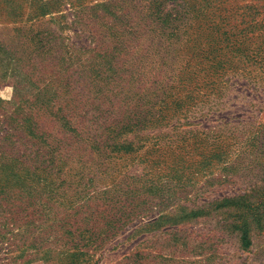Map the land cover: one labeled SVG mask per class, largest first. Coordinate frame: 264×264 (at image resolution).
Segmentation results:
<instances>
[{
    "label": "rangeland",
    "instance_id": "obj_1",
    "mask_svg": "<svg viewBox=\"0 0 264 264\" xmlns=\"http://www.w3.org/2000/svg\"><path fill=\"white\" fill-rule=\"evenodd\" d=\"M180 103L186 122L175 120ZM163 116L171 122L155 126ZM129 119L148 123L137 135L143 147L112 161L108 173L138 195L109 207L85 203L70 221L73 236H64L69 251L87 255L82 264H264V214L243 212L241 220L233 208L213 210L244 195L264 205V134L253 139L264 131V0H0L1 151L47 139L66 160L67 181L92 166L83 181L94 179L92 193L111 177L83 156L81 140L88 129L111 138L104 127ZM215 125L229 138L222 160L205 169L200 162L214 152L197 138ZM136 204L141 215L100 234ZM199 208L207 215L183 218ZM3 211L0 264H59L55 252L42 258L55 245L40 249L41 229L22 233L31 210H17L16 221Z\"/></svg>",
    "mask_w": 264,
    "mask_h": 264
},
{
    "label": "trees",
    "instance_id": "obj_2",
    "mask_svg": "<svg viewBox=\"0 0 264 264\" xmlns=\"http://www.w3.org/2000/svg\"><path fill=\"white\" fill-rule=\"evenodd\" d=\"M181 109V103L178 105L175 111L179 115L175 118L176 121L180 120V116L183 115ZM135 119H139L135 117ZM185 122L187 117L183 115L182 117ZM29 121V119H27ZM132 119H129L126 123H123L120 127L114 125H108L104 127L106 131H109L112 136L111 138L99 139L101 133L98 129L93 134L90 129H88L87 139H82L81 147L83 156L87 159H94L97 163V169L101 176H104L107 181L106 175L111 177V181L105 184V189L100 191H93L90 193V189L94 186L92 177L86 179V184L83 185L84 179L88 176V171L91 165L87 166V163H84V169L76 172L73 177L67 181L66 175L61 167L66 165V160L58 159L55 152V146L47 139H20L22 145L24 146L23 150L17 149L14 153H5L1 151L3 142L0 144V207L6 209L2 214L5 217H10L11 221H16L18 215L17 210L26 212L31 210V212L24 217L25 220L32 218L31 221H25L23 223L22 233L29 234L30 228L36 227L40 230L42 238L40 239L42 244L40 249H43V244L52 242L54 249H50V246L43 253L42 258L45 260L51 259L54 255L52 252H55L57 255V261L59 264H82V257L87 255L77 252V247H74V251L70 252L69 247H66L68 242L64 239V236H73V232L70 231L72 223L70 222L73 216H77L81 213L83 205L89 203L92 200H95L97 203H102V206H108L111 202L115 200L121 201L123 197H135L138 195V190L131 187H119L115 183V179H112V175L108 173L111 169L110 164L112 161L120 158L123 154H129L132 152H138L142 147L143 143L138 137L139 131L148 127L146 120L143 119V126L139 125L138 122L132 123ZM167 120V121H166ZM221 121L224 123L222 126L233 125L231 121L227 118H222ZM170 120L166 116H163L160 120H157L154 124L168 125ZM30 123L27 122V124ZM26 124V129H29V133H32L33 129L31 126ZM154 126V125H153ZM216 128H221L218 126L209 127L203 137L197 139H207L205 142L211 149H213V154H211L207 159H203L200 164H203V168L211 165L212 160L218 161L222 160L224 151H221L220 143L222 139H228L229 136H223L220 132H215ZM78 132V130H76ZM195 132V131H189ZM197 133V132H196ZM196 133H192L196 135ZM201 133V132H200ZM264 134V131H260L253 139L258 135ZM35 135V134H34ZM131 135H134L131 138ZM37 137V135H35ZM197 137V136H196ZM222 137V138H221ZM134 139H139L137 142H140L139 145L135 146ZM180 139H184L183 135ZM211 139V140H210ZM6 140V139H5ZM7 141L12 142V139H7ZM222 145V144H221ZM227 147L226 142L223 143ZM155 152V149H153ZM148 154V152H146ZM122 158V157H121ZM56 159V160H55ZM212 159V160H211ZM132 160H138L139 162H144L145 157L140 156V158L133 157ZM54 168H57V171H53ZM200 172V170H198ZM76 179V180H75ZM88 189V190H87ZM89 191V192H88ZM246 196H236L234 198H223L221 203L209 204V207H215L213 210H221L222 208H233L234 211L238 212V215L241 217V220L244 218V213L250 216L260 214L263 216L262 209L264 205L258 204L257 206L253 205L251 199L246 200ZM252 196V195H248ZM254 197V195H253ZM264 197V193H263ZM4 204L5 206H3ZM87 205V204H86ZM142 205L136 204L133 209L127 211L128 214H125L123 210H120L118 214L120 217H110L105 222V229H102L100 234L106 232L114 231L118 229L121 225L128 223L133 217L141 215ZM91 214H93V209ZM244 212V213H243ZM250 212V213H248ZM205 209H196L189 212L188 216L185 217H197L201 215H207ZM166 214V213H165ZM170 213L164 215V217H159L160 222H168ZM133 216V217H132ZM238 217V216H235ZM91 215L88 213V219L90 220ZM162 218V219H161ZM240 219V218H237ZM33 220L36 221V224L33 223ZM171 220H176L171 218ZM50 223V225H48ZM37 225V226H36ZM67 227V228H66ZM18 231L20 230V225L17 227ZM65 229V230H64ZM64 232V233H63ZM83 235L87 234L85 237L89 244L93 243L95 239V234L92 233L90 229L83 230ZM114 234V233H113ZM39 236V237H40ZM247 233L244 231L242 240L246 238ZM39 237L37 239H39ZM83 237V236H82ZM241 240V241H242ZM76 246V245H74ZM245 245L244 247H246ZM37 248V247H35ZM76 251V252H75ZM82 262V263H81Z\"/></svg>",
    "mask_w": 264,
    "mask_h": 264
}]
</instances>
